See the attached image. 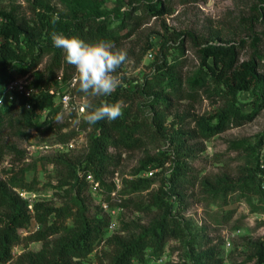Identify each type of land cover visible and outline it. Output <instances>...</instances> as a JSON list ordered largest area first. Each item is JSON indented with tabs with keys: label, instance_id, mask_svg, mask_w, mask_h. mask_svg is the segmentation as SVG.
Segmentation results:
<instances>
[{
	"label": "rangeland",
	"instance_id": "1",
	"mask_svg": "<svg viewBox=\"0 0 264 264\" xmlns=\"http://www.w3.org/2000/svg\"><path fill=\"white\" fill-rule=\"evenodd\" d=\"M77 1L0 0V10H13L30 18L33 7L42 4L58 17L72 18ZM80 1L88 2L91 8L99 6L110 12L113 19L118 12L128 10L133 0ZM168 8L170 13L161 18L145 19L137 32L118 47L127 53V60L116 73L121 80L118 87L134 93L129 100H122L123 110H129L143 147L124 153L121 165L110 169L103 180L107 187L119 180L123 200L142 202L144 206L149 204V192L156 191L168 180L177 162L188 167L189 176L196 182L195 187L185 190L181 202L180 219L186 229V239L171 241L161 259H156L149 250L145 261L135 264H207L203 254L210 247L221 251L224 264H253L246 263L248 253L243 244L264 239V204L257 197H245L239 191H222L210 197L201 183L249 177L253 167H264V109L249 123L205 140L195 133V119L213 114L225 107L226 101L200 92L195 100L186 99L166 107L162 97L167 85L159 83L156 75L157 66L164 60L172 63L179 58L183 78L192 77L201 67L199 51L207 42L237 46L240 63L255 58L264 74V61L260 60L264 58V0H169ZM150 44L156 47L151 49ZM51 60L52 47L44 45L42 50L31 49L22 62L7 61L6 67L13 80L28 78L33 83L38 74L48 77ZM23 67H28L26 73ZM56 73H64V69ZM147 83L150 85L146 86ZM76 94L80 101L87 100L91 105L105 97ZM250 101L248 93L241 95L245 114L252 110ZM72 116L68 111H61L40 129H25L16 122L5 124L0 130V181L15 180L34 188L35 191L30 192L36 195L34 203L45 201L56 209L71 206L66 187L62 186L68 181L65 165L79 167L84 163L93 135L84 118ZM238 142H242V147L235 145ZM146 156L156 159L163 167H150L155 173L153 177L146 176L152 180L148 191L128 194L125 181L134 177L135 169ZM59 160L65 164L58 163ZM84 201L89 216H104L99 207L104 203L100 192L92 190L84 194ZM160 215L155 208L140 212L131 205L114 216L117 230L114 233L104 230V238L138 236L150 229ZM66 223L77 229L73 218ZM39 229L40 226L32 222L28 229L21 231L22 239ZM63 237V240L72 239L67 235ZM105 242L96 246L87 264H110L114 247ZM41 247V243H29L26 248V242L22 241L14 247V259L8 264H15L25 253L36 252Z\"/></svg>",
	"mask_w": 264,
	"mask_h": 264
},
{
	"label": "trees",
	"instance_id": "2",
	"mask_svg": "<svg viewBox=\"0 0 264 264\" xmlns=\"http://www.w3.org/2000/svg\"><path fill=\"white\" fill-rule=\"evenodd\" d=\"M168 1L133 0L128 10L118 12L113 19L110 12L101 10L99 6L91 8L88 2L80 0L77 1L72 18L58 17L50 7L42 4L33 7L30 18L20 16L13 10H0V87L13 81L6 67L7 61L22 62L31 49L42 50L44 45L52 47L48 77L38 74L32 84L34 88L40 89L39 93L32 98L16 93L10 107H0V130H3L5 124L14 122L25 129H40L51 123L62 111L60 106H56L55 98L50 93L52 89L59 87L57 78L60 74L56 72L63 68L64 73L61 74L64 82H67L76 75V70L67 63L64 51L53 45V32L78 36L88 43L100 39L110 40L118 48L137 32L145 19L161 18L170 13ZM53 20H56L55 24ZM224 43L207 42L200 49L201 67L192 77L183 78L179 58L172 63L164 60L157 66L156 79L167 85L162 97L166 107L186 99L195 100L200 92L208 96H220L226 101L225 107L213 114L195 119V133L205 140L249 123L254 115L264 109L262 65L255 58L240 63L238 47ZM155 47V44L149 45L151 49ZM260 60L264 61V58L260 57ZM122 66L123 64L117 70ZM23 68L26 73L28 67ZM149 85L150 83L146 84ZM76 92L82 93L78 86ZM244 93H248L251 98L252 110L247 114L243 112L240 103V97ZM133 94L127 88L117 87L110 96H105L102 101L93 104V107L100 106L102 102L127 101ZM44 116L45 121H42ZM134 123L131 122L129 110H123V115L114 121L102 120L94 125L85 121V125L93 130L89 153L79 167L65 165L68 181L62 186L66 187L71 206L56 209L45 201H38L33 204V210H30L28 202L20 197L19 192H34V188L15 180L0 181V264L13 261V249L22 241L26 242V248L29 243H41L42 247L36 252L25 253L15 264H87L86 261L95 253L96 246L104 244V241L114 247L110 264H135L144 262L149 250L156 259H161L171 241L186 239V229L180 219L181 202L185 197V190L195 187L196 182L189 176L188 167L179 162L168 180L156 191L149 192L148 205L144 206L142 202L131 199L123 200L120 205L124 209L134 205V209L140 212H147L152 208L160 211L161 215L150 229L131 238L117 236L105 240L104 230L107 231L110 215L99 206L104 216H89L84 194L91 192L92 188L85 174L94 176L104 190L100 193L104 201H110L109 193L113 191L114 183L107 187L103 177L110 173V169L121 165L124 153L143 147L142 139L136 135L138 127ZM235 145L240 148L243 144L238 142ZM156 162L150 156L140 161L134 177L125 181L128 194L150 189L151 178L143 177L142 174L151 171V166L152 169L163 167L162 163ZM58 163L65 164L61 160ZM201 186L210 197L222 191H239L245 197H257L264 204V167H253L249 177L243 176L236 180L222 178L214 184L202 181ZM111 206L113 207L112 203ZM69 218H73L77 229L67 226ZM32 222H36L40 229L22 239L21 231L28 229ZM64 235L72 239L63 240ZM55 237L60 238L54 239ZM243 245L248 253L246 263L264 264V239L249 240ZM203 258L207 264H224L225 261L216 247L205 251Z\"/></svg>",
	"mask_w": 264,
	"mask_h": 264
},
{
	"label": "clouds",
	"instance_id": "3",
	"mask_svg": "<svg viewBox=\"0 0 264 264\" xmlns=\"http://www.w3.org/2000/svg\"><path fill=\"white\" fill-rule=\"evenodd\" d=\"M56 20H53L55 24ZM52 42L62 49L68 64L76 70L78 90L94 97L110 96L121 84L117 69L127 60V53L116 47L114 41L100 39L88 43L78 36H66L62 32L52 33ZM123 102H102L93 107L85 100L81 112L89 125L102 120L114 121L123 115Z\"/></svg>",
	"mask_w": 264,
	"mask_h": 264
},
{
	"label": "built area",
	"instance_id": "4",
	"mask_svg": "<svg viewBox=\"0 0 264 264\" xmlns=\"http://www.w3.org/2000/svg\"><path fill=\"white\" fill-rule=\"evenodd\" d=\"M151 55V54H150ZM59 82V87L56 89H52L50 93L55 98L56 106H60L62 111H68L73 116L77 118H84L86 112H81V107L84 102L80 101L77 98L76 88L78 86V81L76 79V75L69 79L67 82H64L63 75L60 74L57 78ZM33 83L28 78H21L13 80L12 82L0 87V107L8 108L12 104L14 96L16 93L24 95L26 98H32L36 96L40 89H36L32 86ZM28 108L30 106L28 105ZM70 147H73V144H70ZM63 149V146L61 147ZM154 171H148L142 174L143 177H153ZM87 182L90 183L92 190L95 192H104L99 182H97L92 174H85ZM114 183V189L110 192V201H104L102 207L105 213H108L111 217V221L107 228V231L110 233H114L117 230L115 215L118 212H122L124 208L120 205L122 204L123 197L121 195L122 192V184L119 180H116ZM19 195L25 201L28 202L30 210H33V200L36 198V195L33 193H29L26 191H20ZM111 203L115 204V207L111 206Z\"/></svg>",
	"mask_w": 264,
	"mask_h": 264
}]
</instances>
